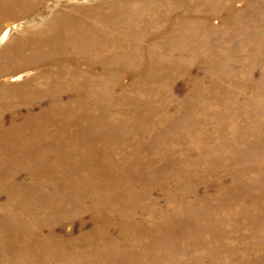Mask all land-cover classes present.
Wrapping results in <instances>:
<instances>
[{
	"label": "bare ground",
	"instance_id": "6f19581e",
	"mask_svg": "<svg viewBox=\"0 0 264 264\" xmlns=\"http://www.w3.org/2000/svg\"><path fill=\"white\" fill-rule=\"evenodd\" d=\"M159 1L134 12L99 4L60 11L44 27L11 38L0 50V55L6 52L11 58L26 59L19 65L24 69L50 64V70L43 68L23 83L11 85L2 80L0 84V257L3 263L11 264L16 254V264H37L38 258L40 264L100 261L113 264L114 239L107 237L106 232L119 222L110 215L121 213L124 217L128 207H137L136 200L155 204L156 197L152 195L161 180L150 182L146 176L131 173L134 174V169L148 171L152 165L150 159H162L175 147L173 139L158 135L156 126L171 120L169 113L175 105L169 96L160 109L154 110L151 103L155 96L151 92L155 93V89L148 85L157 78L164 82L167 73L161 69L167 67L169 73L176 69L183 58L182 48L187 49L192 38L203 40L211 27V15L201 12L204 0ZM214 1L222 8L229 7L234 15L241 13L235 9L236 0ZM30 3L0 0V27L5 18L22 13ZM253 3L245 0L242 13H251L248 5ZM194 24L198 27L195 35L186 34L182 38V29ZM230 24L231 17L225 16L222 25ZM14 27L8 24L0 32V43ZM35 32L38 36L30 35ZM165 46H176L180 52H169L166 62H160L157 58L161 52L157 49ZM156 59L159 63L154 70L151 63ZM121 63L140 68L129 72L134 78L130 86L123 83L122 77L128 72L118 66ZM222 97L217 98L224 103L222 106H231ZM46 99L48 103L43 106ZM35 104L43 106V110L32 112ZM180 105L184 104L180 102ZM24 108L27 112L22 111ZM193 110L200 123L204 108L199 105ZM188 117L189 114L182 118L187 128L192 126ZM198 132L194 129L191 135L197 136ZM153 134H156L155 141L149 145L142 142ZM192 141L197 144L199 138ZM145 154L146 162L142 164ZM136 184L142 186L141 191L136 190ZM165 184L166 181L162 183ZM193 196L189 194L185 202L179 200L175 211L183 213L186 207L189 209L198 202ZM2 197L5 199L1 200ZM76 206L87 207L95 224L90 231H81L77 238H65L56 233L51 221L63 219ZM145 212V221L159 214L154 209ZM125 224L122 222L121 227ZM134 228L131 229V224L128 229L123 228L122 235L141 233L142 227L136 226L135 231ZM136 242L133 240L132 244ZM31 251L37 256L29 258ZM38 251L42 252L41 256Z\"/></svg>",
	"mask_w": 264,
	"mask_h": 264
},
{
	"label": "rangeland",
	"instance_id": "374dc122",
	"mask_svg": "<svg viewBox=\"0 0 264 264\" xmlns=\"http://www.w3.org/2000/svg\"><path fill=\"white\" fill-rule=\"evenodd\" d=\"M28 1L32 3L22 13L17 12L1 22L0 32L8 24L15 27L0 43V50L11 38L44 27L60 11L99 4L104 8L134 12L146 4L158 3V0ZM251 1L254 3L248 6L252 12L242 13L245 0H236L235 9L241 13L234 15L229 7L222 8L219 2L204 0L201 12L211 15L210 30L204 33L201 41L192 38L187 49L183 45V58L171 73L167 67L161 69L162 73H167L164 82L155 78L156 81L148 85L155 89V93L151 92L155 96L151 103L154 110L160 109L169 96L173 99L175 107L169 113L171 120L156 126L158 135L173 139L175 147L162 159H150L152 165L148 171L130 168L134 172L132 176H146L150 182L159 179L161 184L154 188L155 204L136 200L137 207H128L124 217L121 213L110 215L119 222L106 232L107 237L114 239L113 264H264V0ZM15 10L18 11L17 6ZM225 16L231 17L228 27L222 25ZM196 31V24L185 27L182 38L186 34L195 35ZM30 35L38 36V32ZM157 52H161L157 59L166 62L169 52L180 50L176 46H165ZM157 59L151 63L154 70L158 67ZM21 61L26 59L11 58L6 52L0 55V84L3 80L16 85L43 68L50 70V64L24 69L19 66ZM118 66L128 72L122 79L125 86H130L134 78L129 72L140 68L125 63ZM209 97L212 99L207 102ZM219 97L231 106L223 107ZM47 103L46 99L43 106ZM199 105L205 110L200 114V123L192 112L194 106ZM43 106L35 104L32 112L42 111ZM22 111L27 112L26 108ZM188 114L192 126L187 128L182 118ZM154 116L157 118L156 114ZM172 126L177 129H171ZM194 129L199 130L200 134H195L199 137L191 135ZM156 134L143 138L142 142H149V145L156 140L153 138ZM194 137L199 138L197 144L192 141ZM145 162L146 154L142 164ZM141 187L135 186L139 191ZM189 194L198 202L189 209L186 207L183 213L175 211L177 202H185ZM87 207L76 206L68 216L51 221L56 233L74 239L81 231H90L95 223ZM66 209L69 211L68 206ZM148 209L159 214L145 221ZM122 222L127 223L123 228L128 229L130 224L131 229L135 226L134 231L136 226L142 227L141 233L122 235ZM133 240L137 241L136 245L132 244ZM99 251L105 252V249ZM38 254L41 256L42 252ZM29 255V258L37 256L32 251ZM12 258L11 264H16V254ZM1 260L0 257V264H5ZM37 262L40 264V258Z\"/></svg>",
	"mask_w": 264,
	"mask_h": 264
}]
</instances>
